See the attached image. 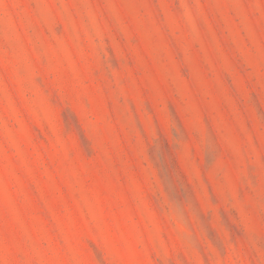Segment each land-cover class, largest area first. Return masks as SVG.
<instances>
[{"label":"rangeland","instance_id":"374dc122","mask_svg":"<svg viewBox=\"0 0 264 264\" xmlns=\"http://www.w3.org/2000/svg\"><path fill=\"white\" fill-rule=\"evenodd\" d=\"M0 264H264V0H0Z\"/></svg>","mask_w":264,"mask_h":264}]
</instances>
